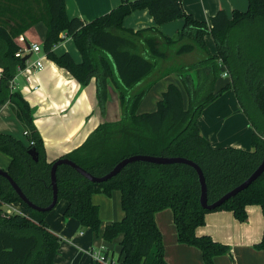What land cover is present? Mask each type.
Returning a JSON list of instances; mask_svg holds the SVG:
<instances>
[{"label": "trees", "instance_id": "16d2710c", "mask_svg": "<svg viewBox=\"0 0 264 264\" xmlns=\"http://www.w3.org/2000/svg\"><path fill=\"white\" fill-rule=\"evenodd\" d=\"M139 9H148L156 24L139 30L125 27V18ZM177 19H184V25L175 35L160 29ZM39 22L47 27L43 51L48 58L71 72L84 87L95 79L103 115L110 86L119 93L120 117L101 122L81 146L63 157L96 176L107 174L132 155L185 157L203 170L209 203L244 182L262 162L264 0H249L246 11L235 9L231 16L220 9L210 22L187 12L182 0H123L90 22L70 17L66 0H0V104L9 101L29 131L28 143L0 132V150L11 157L7 171L33 203L45 207L52 202L54 161L47 160L34 111L12 81L27 65L23 57L16 56L21 46L15 39ZM208 35L214 37L215 53L207 44ZM67 37L75 40L81 62L70 52H54L53 47ZM190 53L196 54L193 63H175ZM223 66L231 81L216 91ZM170 74L178 76L182 87L170 83L155 110L139 112L153 85ZM228 89L235 91L254 129L251 149L215 147L198 124L205 107ZM30 148L37 150L38 160L29 153ZM57 180L59 200L67 201L64 218H76L98 235L103 221L93 195L121 192L124 216L107 223L102 233L109 242L122 236L115 264H169L156 220V213L163 209H172L179 241L200 248L205 264H216L217 256L229 252L212 237L197 234L208 212L230 210L246 221L248 205L259 204L264 210V172L214 209L202 207L199 176L192 166L181 162L135 161L105 182H92L61 164ZM13 202H20L27 213L7 211L5 206ZM0 213V264H56L61 237L50 228V211L29 207L2 175ZM257 246L264 250V236ZM91 264L107 263L94 259Z\"/></svg>", "mask_w": 264, "mask_h": 264}, {"label": "crops", "instance_id": "0c3cea01", "mask_svg": "<svg viewBox=\"0 0 264 264\" xmlns=\"http://www.w3.org/2000/svg\"><path fill=\"white\" fill-rule=\"evenodd\" d=\"M122 2L123 0H66V8L70 17H79L85 22H90L109 13ZM182 2L187 12L207 22H210L211 16L220 9H224L231 16L235 9L246 11L249 8V0H182ZM155 24V19L148 9L136 10L124 20V26L134 30ZM39 25L43 26L45 38L47 27L42 22L35 26ZM183 25L184 19H177L160 25V29L165 34L173 36ZM29 32L30 30L21 34L25 37V45L36 42H29ZM15 41L20 46L24 45L19 40V36ZM73 41L72 37H67L55 45L53 50L58 55L70 52L77 62H81V53L74 48ZM206 41L210 50L215 53L214 37L208 35ZM185 56L190 57L191 61L184 62ZM37 57L36 53L31 54L26 61V67L18 70L12 85L30 103L34 111L35 125L44 142L47 160L53 162L81 146L105 120L101 111L96 108L95 79L84 87L71 72L56 64L47 55L44 58V68L33 71L29 67ZM195 59L196 54L190 53L178 57L175 63L190 64ZM1 73L0 67V76ZM230 81L231 76L227 67L223 66L222 74L215 85L216 91ZM170 83L182 87L176 74L163 77L153 85L141 104L139 112L155 110L158 100L162 98ZM151 96L152 99L147 104V99ZM120 115L121 111L118 110L115 114L116 119ZM107 116L110 117L113 114L107 112ZM108 118L106 119L116 120ZM198 124L215 147L252 148L254 129L233 89H228L205 107ZM24 131L25 127L16 117L11 103L6 101L0 104V132L9 133L28 143V137L25 136ZM10 162L11 157L0 150V168L7 170ZM93 201L99 205L100 217L103 221L99 235L89 228L86 230L81 228L83 226L76 218H64L67 207V201L64 199L58 201L61 203L58 210L48 214L47 219L51 230L61 237L56 264H91L98 253L108 255L115 260L119 259L122 236L109 242L103 238L102 233L107 223L120 220L124 216L121 192L114 191L111 196L96 193L93 195ZM5 208L27 213L20 202L7 204ZM247 213V220L240 221L233 211H211L206 214L205 223L197 228L198 235H208L229 248L227 254L215 258L216 264H264V250L257 246L264 236L263 207L259 204L248 205ZM156 220L163 237L165 259L169 264H205L200 248L179 241L171 208L157 212Z\"/></svg>", "mask_w": 264, "mask_h": 264}, {"label": "water", "instance_id": "95a60500", "mask_svg": "<svg viewBox=\"0 0 264 264\" xmlns=\"http://www.w3.org/2000/svg\"><path fill=\"white\" fill-rule=\"evenodd\" d=\"M29 47V45H28ZM31 54H27L23 57L24 61H27L30 58ZM29 153L32 155V157L35 160L39 159V153L35 148H30ZM135 161H149V162H154V163H175V162H181V163H186L192 166L198 176H199V182L201 186V194H200V202L203 208L205 209H214L220 205H222L225 201H227L229 198L237 195L238 193L242 192L246 188H248L254 181H256L261 174L264 172V155L262 162L260 165L255 169V171L241 184L233 188L232 190L228 191L225 193L221 198L216 200L215 202L209 203L208 201V187H207V182L206 178L204 175L203 170L201 167L194 162L191 159L185 158V157H164V156H154V155H146V154H137V155H132L129 157L124 158L121 160L119 163L115 165V167L108 172L107 174L103 176H96L86 170L85 168L81 167L78 165L76 162L73 160L67 158V157H60L57 160L54 161L52 167H51V183L53 187V200L52 202L45 207L39 206L35 203H33L26 195L25 193L21 190L17 182L12 178V176L9 174V172L3 168H0V175L4 176L9 183L12 185V187L15 189V191L18 193L22 201H24L26 204H28L29 207L35 210L39 211H50L52 210L59 201V195H58V180H57V169L58 166L61 164H67L71 167H73L76 171H78L82 176L87 178L88 180L92 182H105L116 176L118 173L122 171V169L128 165L129 163L135 162ZM1 215V213H0Z\"/></svg>", "mask_w": 264, "mask_h": 264}, {"label": "rangeland", "instance_id": "374dc122", "mask_svg": "<svg viewBox=\"0 0 264 264\" xmlns=\"http://www.w3.org/2000/svg\"><path fill=\"white\" fill-rule=\"evenodd\" d=\"M29 30H30V32L28 33L29 36H30L29 37V42L36 41V42L40 43L42 45V47L45 48V43H44L45 38H44V33H43V26L42 25L34 26V28H31ZM72 44H73L74 48L78 50V47H77V44H76L75 40L72 42ZM33 57H35V55ZM177 61H178V59L175 60V62H177ZM183 61L184 62H189V61H191V58L188 57V56H185L183 58ZM156 75L157 74H155L153 78H155ZM108 96H109V98H108V101H107V104H106V113H105V115H103L104 116V120H107L106 118L109 117V116H107V112H110L111 115L113 114V116H115V114L118 112V110H120L119 93H118L117 89L114 86H110ZM151 99H152V96L147 99V104L151 101ZM96 101H97V106H98V107L96 106V108L99 111L100 107H99V100L97 98V95H96ZM113 116H110L108 119H116V116L115 117H113ZM60 207H61V203L58 202V204L52 210H50V212L56 211ZM81 228L84 229L85 227H81ZM84 230H86V228ZM78 231H80V228H78Z\"/></svg>", "mask_w": 264, "mask_h": 264}, {"label": "built area", "instance_id": "2783aa9c", "mask_svg": "<svg viewBox=\"0 0 264 264\" xmlns=\"http://www.w3.org/2000/svg\"><path fill=\"white\" fill-rule=\"evenodd\" d=\"M19 40L22 41L24 43V45L21 46V49L16 53V56L18 57H24L27 53H36L38 55L37 59L30 65V69L33 71H38L44 68L45 64H44V58L47 55L44 51H43V47L40 43L35 42V43H31L28 45H25V37L24 35H20L19 36ZM25 135H29V131L25 130L24 131ZM7 211L12 212L15 211L13 209H7ZM95 259L106 262L107 264H115L118 260H115L113 258H109L108 255L105 254H100L98 253L97 256H95Z\"/></svg>", "mask_w": 264, "mask_h": 264}]
</instances>
